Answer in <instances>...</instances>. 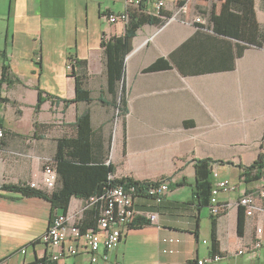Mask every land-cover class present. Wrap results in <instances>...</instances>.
<instances>
[{"label":"crops","instance_id":"crops-1","mask_svg":"<svg viewBox=\"0 0 264 264\" xmlns=\"http://www.w3.org/2000/svg\"><path fill=\"white\" fill-rule=\"evenodd\" d=\"M155 1L127 7L125 0H0V77L5 65L10 81L0 80V186L35 181L49 192L43 164L54 156L59 137L76 135V118L88 110L91 150L98 161L113 165L112 177H167L169 190L158 205L150 196L136 198L138 225L124 233L108 261L90 262L82 251L59 264H198L211 254L220 259L205 264H264L262 250L235 254L252 241L255 226L264 225L262 213L244 212L242 233L237 231L239 198L264 186V167L252 181L241 167L264 151V46H249L237 57L235 39L194 21L198 15L207 19L213 1L218 13L220 1L189 0L186 12L166 21L177 4L164 0V20L141 26L125 56L128 111L118 115L108 103L117 100L121 84L116 95L107 91L101 39L121 35L126 22L111 23L106 16L137 9L154 15ZM254 10L262 26L264 0H255ZM70 55L88 62L82 78L91 92L88 102H63L76 94L66 67ZM159 58L166 67L143 71ZM40 90L44 100L35 112ZM200 158L216 160L213 182L227 178L231 184L217 193L226 204L218 215L198 206L192 194ZM86 204L71 196L65 215L93 223L95 208ZM151 212L157 213L155 223L148 220ZM55 213L61 214L41 196L0 189V264H30L40 257L51 264L47 258L55 247L40 236ZM213 227L217 253L211 251Z\"/></svg>","mask_w":264,"mask_h":264},{"label":"trees","instance_id":"trees-1","mask_svg":"<svg viewBox=\"0 0 264 264\" xmlns=\"http://www.w3.org/2000/svg\"><path fill=\"white\" fill-rule=\"evenodd\" d=\"M209 1V0H206ZM219 4L218 13L215 12V3L212 2L207 19L203 22H198L201 25L209 26L211 29L221 34V36L233 38L236 40L238 47L236 51L237 57L242 54L245 48L262 47L264 46V23L262 26L257 22L256 12L254 10L255 0H217ZM141 7V4H140ZM130 13L129 19L125 24V31L119 36L102 37L101 49L105 59V74L107 76V91L116 95L115 89L121 84V93L117 100L111 103L118 108V115H125L127 110V99L124 90L122 79L124 76L125 56L131 50L132 40L137 30L146 23L162 22L160 16L145 14L141 9ZM169 17V16H168ZM166 17V18H168ZM165 18V19H166ZM164 20V19H163ZM71 63L69 75L74 77L76 85V94L72 99H63V102H79L90 101L92 97L89 89L83 86L82 78L87 72V60L79 59L77 56L70 55L68 57ZM164 58L156 59V61L145 67L143 71H151L154 69L164 68L167 66ZM6 66H3V75L0 80H6ZM43 91L38 93V99L35 106V112L40 109L44 96ZM50 99H61L57 96L46 95ZM62 100V99H61ZM105 103V101H103ZM125 122H123L124 124ZM76 135L59 137L56 141V150L54 156L47 160L46 163L51 164L56 170L57 184L51 188L49 192L43 191L40 188L31 187L30 182L24 184L4 183L0 186L2 191L16 193L23 196H41L50 201L52 210L57 209L61 214H65L71 196L83 198L87 200V206L95 208V218L93 223H86L83 220L79 221L81 230L93 228L99 214L106 203L109 189L116 184H135L137 185L140 196H145L144 190L152 182V180L138 181L131 177H112L114 167L112 164H105L97 160V156L91 150L89 138L91 135V119L88 110L80 113L75 121ZM125 126V124H124ZM0 129L2 127L0 126ZM3 130V129H2ZM4 132V131H3ZM4 137V134H3ZM2 137V138H3ZM0 138V139H2ZM262 140H264V131L262 132ZM216 161L212 158L196 159L194 167L196 171L195 182L193 185L194 200L200 207L208 206L210 200V192H212V163ZM44 163V165L46 164ZM242 174L250 176L249 181L257 180L263 175L264 167V151L258 158L249 165H242ZM163 177L161 179H166ZM226 208V207H225ZM244 207L240 206L238 211L237 231L242 233V225L244 219ZM224 210V209H223ZM56 214V213H55ZM55 214L51 215V219ZM50 219V220H51ZM137 224L134 222L131 227ZM213 239L211 251L217 253V242L215 229L212 230ZM47 264L46 258H37L30 264H38V262ZM52 264V263H51Z\"/></svg>","mask_w":264,"mask_h":264},{"label":"built area","instance_id":"built-area-1","mask_svg":"<svg viewBox=\"0 0 264 264\" xmlns=\"http://www.w3.org/2000/svg\"><path fill=\"white\" fill-rule=\"evenodd\" d=\"M143 0H125L127 7H139ZM164 0H157L154 2L152 14L161 15V8L164 6ZM187 2L189 0H176V9L173 13L166 18V21L178 18L182 13L187 10ZM129 12L123 10L117 13H107V19L114 23L116 21L126 22L129 19ZM195 22H203V17L198 15L194 18ZM70 70L71 63L66 65ZM3 130L0 129V138L3 137ZM45 161L44 163H46ZM217 176V173L215 174ZM56 170L54 167L46 163L43 164L42 183L43 188L51 189L55 186ZM31 187H40L39 183L31 181ZM170 181L168 178L155 180L147 186L144 190L145 196H150L156 202H160L166 197L169 190ZM231 187L230 181L227 178L217 179L213 182L212 192H210V200L208 210L212 215H218L225 207L226 204L221 203L217 198V193L221 190H227ZM137 185L129 184H116L109 189L105 205L99 214L93 228H86L81 230L78 220H71L65 214L56 213L50 220L46 232L40 236L43 243L52 245L55 250L49 255L47 260L52 264H59L58 261L64 259L69 255H76L79 252L87 251L90 262H97L99 259L108 261V253L113 251L120 243L124 233L136 222L138 218L136 206V198L139 197ZM238 205L244 207V212L247 215L253 213H262L264 215V186L257 192L245 193L238 200ZM148 220L155 223L157 220V213H149ZM71 240V243H69ZM25 248L20 250L25 252ZM260 250L262 253V260L264 263V225L259 224L254 228V235L249 244L238 248L235 254L256 253ZM220 255H208L207 257L197 260L198 264L217 262ZM43 264V262H38ZM65 264V263H60ZM114 264H120L115 261Z\"/></svg>","mask_w":264,"mask_h":264},{"label":"rangeland","instance_id":"rangeland-1","mask_svg":"<svg viewBox=\"0 0 264 264\" xmlns=\"http://www.w3.org/2000/svg\"><path fill=\"white\" fill-rule=\"evenodd\" d=\"M208 6V5H207ZM194 11H198V12H201V11H199L198 9H194Z\"/></svg>","mask_w":264,"mask_h":264}]
</instances>
